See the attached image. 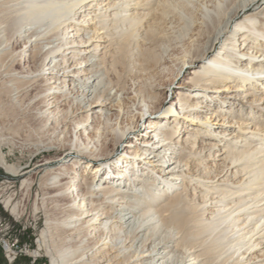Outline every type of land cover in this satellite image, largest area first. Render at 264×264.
<instances>
[{
	"label": "bare ground",
	"instance_id": "bare-ground-1",
	"mask_svg": "<svg viewBox=\"0 0 264 264\" xmlns=\"http://www.w3.org/2000/svg\"><path fill=\"white\" fill-rule=\"evenodd\" d=\"M0 80L59 153L50 264H264V0H0Z\"/></svg>",
	"mask_w": 264,
	"mask_h": 264
},
{
	"label": "rangeland",
	"instance_id": "rangeland-1",
	"mask_svg": "<svg viewBox=\"0 0 264 264\" xmlns=\"http://www.w3.org/2000/svg\"><path fill=\"white\" fill-rule=\"evenodd\" d=\"M196 24H198V21L193 20L191 28H194ZM218 48L219 45L216 49ZM170 50L174 52L176 48L170 47L169 51ZM169 57L170 56L167 58ZM163 58L167 60L166 56ZM171 60L172 59L170 58L169 62ZM169 68L172 67L170 66ZM193 68L194 67L186 68L184 72L173 81V84L169 88H161L157 90V93H160L162 96L161 98H165V100L161 104L160 110L152 115L153 118L161 116L162 112L166 110L170 102L177 101L178 93L184 89L186 78ZM1 82L2 81L0 80V85L3 84V82ZM3 87V85L0 86V133L3 136H10L12 140L11 144L3 147L1 150L6 157L8 165L13 167L19 166L23 171L18 176H13L0 167V174H5L6 172V177L10 179L8 184L4 183L3 185L1 201L9 198L16 206L17 210L16 215H13L6 209H2L0 206V216L14 226L15 235L23 244H31L30 248L32 250L36 249V245L34 246L33 244L34 240L36 239L38 241L40 233L43 231L44 236L43 239H41V243L43 242L49 250H52L51 246L54 245L53 241H58L59 238H62L56 235L57 232L53 230L51 226L62 219L60 207H64V202H55V206V203L52 204L45 198L41 200L42 195H48V190L41 185L44 169L38 170L37 168L40 163L47 162L44 161L46 159H52L48 160V162H55V158L59 157V153L53 151L51 153L44 152L38 156L35 155L34 150L36 147L33 145L35 143L38 144V142L43 143L46 139L39 129L40 123L35 119V116H33L35 115L36 110L33 105L27 106V103H25L26 99L22 100L18 105L13 102L11 103L10 94L3 91ZM216 122L217 121H212L211 123ZM148 124L149 123H144L142 121L141 128L138 131L126 134L124 143L117 148V151L114 153L111 160H114L122 154L124 149H126V146L134 142L136 139H146L147 134L150 132ZM214 126L216 127L217 125ZM57 164L58 163H54L51 166H56ZM192 167L193 165L191 163V170ZM27 178H30L28 182L32 183L29 192H25L24 187L21 186V181ZM58 235H63V233ZM35 254L38 256L35 264H50L49 257L44 251H38L37 248L34 251V255ZM19 260H21V262H19ZM29 262V258L21 257L15 264H30ZM0 264H6L1 254Z\"/></svg>",
	"mask_w": 264,
	"mask_h": 264
},
{
	"label": "built area",
	"instance_id": "built-area-1",
	"mask_svg": "<svg viewBox=\"0 0 264 264\" xmlns=\"http://www.w3.org/2000/svg\"><path fill=\"white\" fill-rule=\"evenodd\" d=\"M6 158V157H5ZM7 162V160L5 159ZM1 167V166H0ZM9 178L5 174H0V206L4 209L1 201V192L4 183H9ZM38 241L35 239L33 244L36 245L37 249ZM30 243H22L21 240L15 235L14 226L8 223L4 218L0 216V253L6 264H15L16 261L21 257H27L30 259V264H35L37 259V253L32 255L34 251L32 250Z\"/></svg>",
	"mask_w": 264,
	"mask_h": 264
},
{
	"label": "crops",
	"instance_id": "crops-1",
	"mask_svg": "<svg viewBox=\"0 0 264 264\" xmlns=\"http://www.w3.org/2000/svg\"><path fill=\"white\" fill-rule=\"evenodd\" d=\"M19 262H21V260H19Z\"/></svg>",
	"mask_w": 264,
	"mask_h": 264
},
{
	"label": "trees",
	"instance_id": "trees-1",
	"mask_svg": "<svg viewBox=\"0 0 264 264\" xmlns=\"http://www.w3.org/2000/svg\"><path fill=\"white\" fill-rule=\"evenodd\" d=\"M1 254V253H0Z\"/></svg>",
	"mask_w": 264,
	"mask_h": 264
}]
</instances>
